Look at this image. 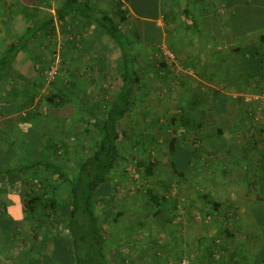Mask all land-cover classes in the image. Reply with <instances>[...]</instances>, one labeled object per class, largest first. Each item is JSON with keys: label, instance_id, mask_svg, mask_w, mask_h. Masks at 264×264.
Returning a JSON list of instances; mask_svg holds the SVG:
<instances>
[{"label": "rangeland", "instance_id": "rangeland-1", "mask_svg": "<svg viewBox=\"0 0 264 264\" xmlns=\"http://www.w3.org/2000/svg\"><path fill=\"white\" fill-rule=\"evenodd\" d=\"M100 1L110 16L117 19L114 5L117 0ZM133 1L134 5L138 2ZM239 2L243 4L242 0ZM59 3L60 0H51L52 11ZM186 3V0H181L180 4L187 6ZM244 3L234 18V23L229 21L230 25L226 29L232 27L235 34L241 32L245 35L247 32L248 37H254L261 29L262 19L256 18L258 15L261 17L259 10L264 2L244 0ZM127 4L129 7L132 2ZM133 4L130 9L135 8ZM203 5H210L206 18L210 22L228 21L231 10L227 0H197L189 6L196 10ZM201 14L204 12L199 13ZM252 15L256 20L250 19ZM180 27L186 32L181 23ZM176 29L168 31L169 40L165 43L146 44L144 40L138 43L131 38L137 61L145 66L149 74L139 94L137 112L134 117L124 120L122 129L133 140L138 136L142 143L149 142V153L138 155L135 147L129 148L131 144H125V150H129L124 155L129 159L131 153L142 159L151 157L158 163L155 176L140 179L132 166V160L128 161L126 170L129 179L122 181L117 175V184L104 186L98 192L97 209L104 212V223L111 229H119L118 235L123 238L121 228L124 220L116 215L123 212L128 216L137 209L146 214L142 217H146L150 226L142 228L140 232L126 230L124 233L128 236V242L133 236L137 237L134 239L135 243L131 242L128 264H211L207 257L209 251L219 253V257H215L216 263L225 262V259L229 263L234 250L238 253L236 264H259L264 257V43L256 39L249 43L245 40L238 42L236 46L240 53L231 51L235 44L225 48L220 43L222 52H217L216 45H212L211 54L220 58L217 63L222 66L225 87L217 95L209 90L195 91L196 94L186 90L187 79L196 78L182 74L183 69L177 70L180 63L172 49V41L178 33ZM211 34V40L216 39V34ZM105 38L113 47H107ZM216 42L219 44L221 41ZM40 45L36 57L24 63L19 61L21 68H34L35 73L40 75V78L36 76L40 81L38 85L41 84L43 89L46 87L48 90L41 92L40 98L49 92L64 95L63 93L73 89V93L76 91L75 96L71 97L73 93L66 95L82 105L85 115L89 109H93L95 114L98 113L97 117L104 119L105 113L101 108L117 95L121 83L122 55L114 42L95 23L86 24L79 17L75 20L68 19L62 26L56 23L55 37L46 38V43ZM88 51L96 53L92 70L97 66L101 69L100 76L93 78L91 71L87 69L88 58L84 61L82 55ZM162 62L168 64L167 70L158 69ZM56 63L58 70L54 76H50V69ZM84 68L88 75L80 72ZM256 68L258 69L255 71ZM81 78H91L87 89L85 84L81 86ZM23 80L22 76H10L6 82L17 85L24 83ZM93 83H96L97 90L92 86ZM19 88L25 90V86ZM192 94H199L204 102L199 115L203 127L196 133L182 129L178 124H171L172 119H178L183 114L182 108L185 102L193 99ZM84 119L90 118L83 114L82 121ZM76 129L75 143L73 140L69 143L68 139L63 142L64 148H70L73 152L75 148H80L87 152L97 141L99 129L83 122L77 124ZM219 129L222 134L218 136L216 132ZM148 137L151 138L150 141L147 140ZM174 140V151L171 152ZM194 149L203 155L202 164L198 167L192 164ZM59 155L63 156L62 153ZM81 158L72 156L70 161H66V165L76 168ZM177 171L193 177V182L179 183ZM143 186H153L161 197L168 200L161 214L154 216L155 209L150 208L142 194ZM206 193L222 202L230 201L233 204L234 210L228 214L227 221L224 220V212L218 218L202 202L201 198ZM57 220L64 221L60 217ZM155 224L164 230L165 241H156L158 243L153 248L150 241L153 243V235L159 232ZM222 226H226L234 237L227 240V233L222 230ZM225 247L227 251H224ZM114 250L117 252V248ZM115 260L117 261L116 258Z\"/></svg>", "mask_w": 264, "mask_h": 264}, {"label": "trees", "instance_id": "trees-1", "mask_svg": "<svg viewBox=\"0 0 264 264\" xmlns=\"http://www.w3.org/2000/svg\"><path fill=\"white\" fill-rule=\"evenodd\" d=\"M186 1L187 6H182L180 4L181 0L175 5L178 4L176 8L180 9V14L186 21V30L193 31L196 29V25L192 15L193 9L189 5L197 0ZM230 1L231 4L235 2L234 0ZM239 1L237 0V3ZM28 2L32 3L36 8L33 7L32 12H26L27 25L24 32L15 42L7 46L0 57V82L10 79L9 73L13 69L18 55L23 52L27 53L26 51L30 53L32 51L30 43L37 36L45 35V39L55 37L56 23L62 26L68 19L75 20L80 17L86 24L95 23L99 30L120 49L122 55V75L117 95L106 103L103 108L100 107L105 113L104 119L96 117L92 109L89 122L87 123V125H94L95 128L99 129L97 141L92 147H89L87 152H84L83 149L81 151L80 148H75L74 152L73 150L68 151L63 156L59 155L58 148L53 147L51 160H40L37 162V165L42 166L46 170L48 175L46 183L47 180H49L48 184L51 183L48 188L46 187V200L39 198L41 199L39 202L41 208L37 210L39 205L36 202L38 201L29 203V206L31 211L36 213L37 216L46 212L44 214L46 218L51 219L50 235L53 242L55 240V243L60 245L57 250L52 251V259L55 261L60 260L62 264H128L131 246L137 237L133 236L131 241L128 242L126 238L128 236L124 233L126 230L140 232L142 228L148 226L149 222L145 220L146 217H142L143 215L146 216V214H142L140 209H137L136 212H131L128 216L123 212L116 215L117 218L122 217L124 220L121 228V234L125 237L123 238V236L120 237L118 235L119 229H111L104 223V212L98 211L97 206L98 192L108 184H117L115 181V178L118 177L117 175L122 181L129 179V173L126 170L128 161L132 160V166L140 179L155 176V169L158 165L151 157L142 159L138 158L139 156L137 157L135 153H131L129 159L124 155L129 150H125V144H131L129 148H132L131 146L135 147L138 155L142 156L149 153L147 150L149 149L147 148L149 142L142 143L139 141L138 136L133 140L122 129L124 120L128 117H134L137 112L139 94L149 74L145 66L137 61L135 46L133 45L134 41L131 39L133 37L136 42H143V36L138 26L139 21L131 16L130 11L125 7L129 0H117L115 2L117 19L110 16L107 9L101 5L100 0H60L54 13L51 9V0H28ZM37 4L44 5L45 12L37 7ZM165 17L168 24L175 25L176 15L173 10L167 13ZM254 39L264 43V30L260 29L259 33L255 34L254 37H248L244 40L249 43ZM30 55L36 57L34 52L30 53ZM158 69L161 71L167 70L168 64L162 62ZM218 92L213 91L214 95H217ZM45 99L49 103H54V105L66 103L55 94H48ZM202 105L203 97L199 94L193 95L192 100L185 102L182 108L183 114L178 119H172L171 124H178L182 129L196 133L203 127V123L199 119ZM221 131L219 129L216 134L218 136L221 135ZM147 140L150 141L151 138L148 137ZM73 142L75 143V140ZM174 144L175 140L171 144V152L174 151ZM72 156L76 158L77 156L79 158L82 157L76 168L66 165V161H70ZM202 157V153L194 149L193 166H200ZM61 161L65 162L64 166H60ZM176 173L179 183H192L194 180L193 177H188L184 172L177 171ZM141 188L142 194L148 201L150 208L155 209L154 216L161 214L168 200L165 197H161L153 186H143ZM68 193L70 196V213L63 222H59L57 217H60V197ZM201 199L204 204L209 206L211 213L218 218H221V213L224 212V220L226 219V221L229 218L228 214L234 210L230 201L222 202L211 194L206 193ZM43 200H45V203H43ZM226 226L225 228L222 226V230L224 229V232L227 233V240H230L234 235L229 233V229ZM155 227L160 233L153 235L155 238L153 243L150 241L153 248L158 242L165 241L164 230L158 224H155ZM115 248H117V252L114 250ZM224 251H227L226 247ZM217 256L219 257V253L215 254L213 251H209L207 254L208 261L211 264H231V262L236 264L238 259L237 250L231 252L229 263L228 259H225V262L216 263L215 257ZM259 264H264V257Z\"/></svg>", "mask_w": 264, "mask_h": 264}, {"label": "crops", "instance_id": "crops-1", "mask_svg": "<svg viewBox=\"0 0 264 264\" xmlns=\"http://www.w3.org/2000/svg\"><path fill=\"white\" fill-rule=\"evenodd\" d=\"M176 1L138 0L134 5V1L129 0L128 3L132 2L135 8L130 9L132 4L129 6L130 8L128 4L125 7L130 11V15L139 21L140 33L146 44L165 43L169 40L168 31H175L177 28L176 32L178 33L175 34L176 38L172 41V49L177 54L180 63L177 70L183 69L182 74L196 78V80L187 79L186 89L188 91L222 90L225 87L224 74L221 73V64L217 63L220 58L211 54L212 45H216L217 52H222V47H219L220 43L225 48L230 44H235L231 51L240 53V49L236 45L248 37L247 32L245 35L241 32L235 34L232 27L226 28L227 25H230L229 21L232 20L234 23L239 9L245 5L244 0H242L243 4H241L242 2L237 3V0L231 4V1L227 0L231 10L228 21L214 20L210 22L206 19L210 5H203L201 9L197 7L192 14L196 25V29L193 31L186 30V21L182 18L180 9L176 8L178 4L175 5L179 0ZM36 6L45 12L44 5L37 4ZM33 7L35 6L28 0H0V57L7 46L15 42L24 32L27 25L26 12H32ZM172 10L176 15V25L168 24L166 21L165 15ZM202 11L204 14L199 15ZM259 11L261 17L258 15L256 19H262L261 30H264V4ZM52 12H55V9ZM250 19L256 20L253 15ZM180 23L186 32L182 31ZM211 32L216 34V39L211 40ZM227 36L234 39L228 40ZM215 40L221 42L218 44ZM104 42L107 47H113V44L106 38ZM40 43H46L45 35L37 36L31 44L32 51L30 53H38ZM26 52L18 55L13 69L9 73L14 77L22 76L25 80H23L24 83L11 85L6 81L5 83L0 82V264H62L60 260L52 259V251L57 250L60 245L56 244L55 240L53 242L50 235L51 219L46 218L44 215L46 212L37 216L31 211L29 203L38 201L36 202L39 205L37 210L40 209L39 202L42 198L46 200V187L48 188L51 183L48 184L49 180L46 183L48 176L46 170L37 165V162L51 160L55 147L58 148L59 154L64 155L66 152H70V148L69 150L64 148L63 142L69 139V143H71L76 139L77 124L88 123V119L82 121L83 114L90 118L91 110L89 109L85 115L82 105L77 104L76 99L66 95L73 93V89H69L71 91L63 93L64 95L57 93L58 97L66 102L64 104L49 103L45 99L46 95L40 98L41 92L48 91L46 87L43 89L41 84L38 85L40 81L36 79V76L40 78V75L35 73L34 68L27 69V67L19 66V61L24 63L32 58L30 53ZM82 57L84 61L88 58L86 63L89 64V67L87 69L91 71L93 78L96 75L100 76L101 69L95 66L92 70L96 60L95 51H88ZM253 61L256 64L254 56ZM81 63L83 64V61ZM80 72L86 73L87 70L84 68ZM79 82L81 86L85 84L87 89L91 84V78L85 80L81 78ZM95 84L93 83L92 86L97 90ZM22 86H25V90L19 88ZM75 94L76 91L71 94V97ZM204 105L209 107L207 103ZM95 116L97 117L98 113ZM64 163L61 161L60 166H64ZM60 199V219L65 220L70 213L69 193L63 194Z\"/></svg>", "mask_w": 264, "mask_h": 264}, {"label": "built area", "instance_id": "built-area-1", "mask_svg": "<svg viewBox=\"0 0 264 264\" xmlns=\"http://www.w3.org/2000/svg\"><path fill=\"white\" fill-rule=\"evenodd\" d=\"M57 70H58V64L56 63V64H54V65L51 67L50 72H49V75H50V76H54V75L56 74ZM263 101H264V98H263ZM263 103H264V102H263Z\"/></svg>", "mask_w": 264, "mask_h": 264}]
</instances>
